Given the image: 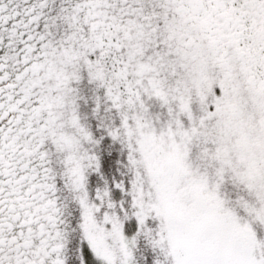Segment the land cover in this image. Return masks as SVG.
<instances>
[{
  "label": "snow or ice",
  "instance_id": "6c2138e0",
  "mask_svg": "<svg viewBox=\"0 0 264 264\" xmlns=\"http://www.w3.org/2000/svg\"><path fill=\"white\" fill-rule=\"evenodd\" d=\"M0 264H264V0H0Z\"/></svg>",
  "mask_w": 264,
  "mask_h": 264
}]
</instances>
